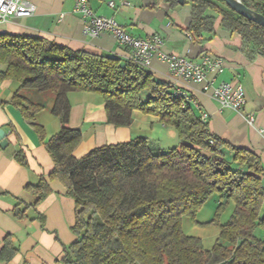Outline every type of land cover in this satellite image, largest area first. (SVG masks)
Returning a JSON list of instances; mask_svg holds the SVG:
<instances>
[{"label": "trees", "instance_id": "obj_1", "mask_svg": "<svg viewBox=\"0 0 264 264\" xmlns=\"http://www.w3.org/2000/svg\"><path fill=\"white\" fill-rule=\"evenodd\" d=\"M242 1L264 15V0ZM184 2L192 5V36L214 31L222 16L223 27L242 36L241 49L250 59L264 56L263 26L236 13L224 0ZM0 63L5 65L0 83H19L11 102L55 163L47 178L26 185L35 201H19L12 212L17 219L26 218L28 208L51 193L50 181L62 182L75 200L71 229L77 236L64 246V264H264V237L256 235L258 228L264 233L260 156L211 132L207 120L170 83L131 58L74 50L41 35L0 33ZM25 89L54 93L51 112L61 121L59 132L47 138L37 120L46 104L30 99ZM74 91L102 95L106 123L116 127L131 125L135 110L159 116L177 130L180 144L165 149L141 135L76 157L83 131L70 125L69 93ZM15 158L28 165L24 151ZM215 193L218 210L230 201L235 206L228 222L220 225L215 244L206 248L200 237L184 232L183 217L194 218ZM18 251L7 235L0 260L8 262Z\"/></svg>", "mask_w": 264, "mask_h": 264}, {"label": "crops", "instance_id": "obj_2", "mask_svg": "<svg viewBox=\"0 0 264 264\" xmlns=\"http://www.w3.org/2000/svg\"><path fill=\"white\" fill-rule=\"evenodd\" d=\"M28 1L36 6L33 15L1 23L0 33L41 35L74 50L114 55L125 60L130 58V49L122 45L113 33L103 31L98 36L83 33V20L74 11V0ZM88 2L96 14L113 17L133 36L147 38L159 35L163 39L162 50L165 52L193 59L202 53L222 57L225 68L217 76L214 85L220 81L242 84L247 97L242 113L223 106L211 92L204 90L203 84L188 82L173 75L168 66L156 57L148 70L157 79L170 83L174 89L186 92L197 114L201 116L202 111L208 114L206 120L211 132L236 147L253 150L260 156L264 167V56L256 54L250 59L241 49L242 36L224 28L222 16L217 17L214 31L189 38L187 33L192 17L190 3H175L174 0ZM110 2L114 3V7L109 5ZM208 13L215 14L211 11ZM4 67L0 63V70ZM18 88L19 83L14 80L0 83V128L6 131L9 141L6 148L0 146V248L7 235L12 236L19 248L12 260H0V264H64L61 260L64 246L77 238L71 229L75 223V200L67 194L64 184L59 180L50 181L51 193L36 207L28 208L26 218L17 219L12 212L19 201L27 204L35 201V196L25 191L26 185L36 183L40 177L47 178L55 166L33 126L11 102ZM23 92L33 101L46 104V108L37 115V120L45 127L47 138L59 132L61 121L51 112L54 93L28 89ZM69 100L70 125L80 127L83 131L82 141L74 151L76 157L83 156L97 146L126 142L141 135L163 148L180 144L177 130L162 123L159 116L135 110L131 125L116 127L106 123L102 95L74 91L69 93ZM251 112L256 117L254 125L247 123L245 118ZM173 130L177 134V142ZM164 133L166 138L160 140ZM170 133L173 139L167 140ZM18 151L25 152L27 166L21 165L15 158Z\"/></svg>", "mask_w": 264, "mask_h": 264}, {"label": "built area", "instance_id": "obj_3", "mask_svg": "<svg viewBox=\"0 0 264 264\" xmlns=\"http://www.w3.org/2000/svg\"><path fill=\"white\" fill-rule=\"evenodd\" d=\"M109 5L114 7L113 2H110ZM35 10L36 6L28 0H0V24L12 18L29 17ZM74 11L82 17L85 35L98 36L103 31H109L122 45L130 49V58L133 61L148 68L156 57L168 66L173 75L188 82L203 84L204 90L211 92L212 96L223 106L239 113L244 111L247 97L242 84L220 81L214 85L217 76L225 68L222 57L202 53L198 58L193 59L178 53L165 52L162 50L163 39L159 35L147 38L133 36L113 17L96 14L89 6L88 0H74ZM187 36L192 38L190 32L187 33ZM177 93L183 95L187 100L190 99L189 95L181 89H177ZM201 116L206 120L208 114L202 111ZM245 118L250 125L255 124L254 113H247Z\"/></svg>", "mask_w": 264, "mask_h": 264}, {"label": "rangeland", "instance_id": "obj_4", "mask_svg": "<svg viewBox=\"0 0 264 264\" xmlns=\"http://www.w3.org/2000/svg\"><path fill=\"white\" fill-rule=\"evenodd\" d=\"M173 131L174 132L172 133L175 136V140L177 142L178 140L177 134L175 130ZM162 135L163 136L159 138L160 140H164V138H166L167 136L165 133ZM170 135L171 133L169 134L167 140L173 139L172 135L171 136ZM168 146H170L169 148H172L174 145L172 144ZM218 201H219V197L215 193L209 197L206 203L203 204V206L199 209V211L197 212L194 218L190 216L183 217L184 232L189 235L200 237L203 241L204 246L205 247L208 246V248H211L214 245V243L217 241L220 233V225L228 222L234 211L235 204L233 201L227 203V205L220 210H218V203H219ZM256 235L259 238L264 237L263 231L259 228L256 230Z\"/></svg>", "mask_w": 264, "mask_h": 264}, {"label": "water", "instance_id": "obj_5", "mask_svg": "<svg viewBox=\"0 0 264 264\" xmlns=\"http://www.w3.org/2000/svg\"><path fill=\"white\" fill-rule=\"evenodd\" d=\"M183 3L184 0H179ZM226 4L241 16H244L259 25L264 27V15L250 7H248L242 0H224ZM9 144L7 133L3 128H0V146L6 148Z\"/></svg>", "mask_w": 264, "mask_h": 264}]
</instances>
